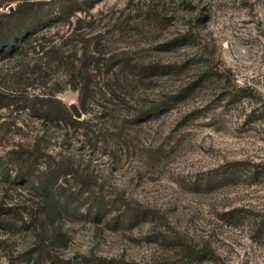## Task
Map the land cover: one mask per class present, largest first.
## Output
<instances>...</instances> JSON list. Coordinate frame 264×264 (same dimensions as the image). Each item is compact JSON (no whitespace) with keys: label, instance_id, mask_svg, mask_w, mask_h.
<instances>
[{"label":"rangeland","instance_id":"rangeland-1","mask_svg":"<svg viewBox=\"0 0 264 264\" xmlns=\"http://www.w3.org/2000/svg\"><path fill=\"white\" fill-rule=\"evenodd\" d=\"M19 2L30 13L56 7L0 0V11ZM89 15L84 39L151 72L106 74L101 65L89 71L93 96L62 88L56 98L86 125L11 114L31 134L44 132L37 144L46 156L33 160L28 181H0V206L11 212L0 215V264H24L39 249L70 264H264V0H98ZM57 26L44 29L46 42L69 31ZM116 75L126 81L119 99L103 97ZM163 102L170 109L121 130L101 119L128 121ZM13 132L0 130L2 160L19 143L36 144ZM8 167L11 177L17 169ZM52 173L74 200L70 211L33 182ZM207 177L216 179L203 184ZM128 208L147 217L124 223ZM200 249L213 257L189 256Z\"/></svg>","mask_w":264,"mask_h":264},{"label":"trees","instance_id":"trees-1","mask_svg":"<svg viewBox=\"0 0 264 264\" xmlns=\"http://www.w3.org/2000/svg\"><path fill=\"white\" fill-rule=\"evenodd\" d=\"M96 1L98 0H49L50 4L56 6L49 14L30 13L31 11L23 8V2H19L13 10L0 11V116L5 110L10 115L0 120V130L13 128V138L15 133L23 135L26 132L36 143V146L19 143L18 146L7 150V160H2L0 156V181L9 183L28 181L30 175L27 172L33 160L46 156L37 144L44 132L31 134L28 121L17 120L11 116L12 113L17 115L22 112L31 121H40L45 125L59 123H64L66 126L86 125V121L75 119L56 98V94L62 88L68 86L80 96H93L92 88L98 84L94 82V75L92 76L89 71L99 69L101 65L106 67V74L117 66L121 70L135 71L142 78H146L151 72L148 67L130 66L125 57L116 59L105 44L84 39L89 37V32L80 33V24L90 18L89 10L94 7ZM1 6L3 5L0 4ZM58 24L66 25L69 31H64L58 40L46 42L44 29L58 27ZM105 82L102 85L103 97L119 99L116 94H121L122 86L126 81L116 75L115 79L106 78ZM240 91L245 90L240 88ZM234 95L235 93L231 97ZM165 108V102L146 106L128 121L112 114L108 117L102 116L101 119L121 130L125 123L146 122ZM168 109L170 107L166 108ZM8 165L17 169L11 177ZM62 168L58 166L59 175L64 174ZM215 179L207 177L203 184L211 185ZM56 180V175L52 173L33 182L43 198L53 201L63 212L70 211V208L74 207V200L60 191L61 187L57 185ZM95 212L98 213V210ZM125 213L122 218L124 223L131 219L147 217L146 211L137 208H128ZM0 215L8 217L11 212L0 206ZM188 252L192 258L213 257L209 249ZM30 255L31 258H25L24 264H37L39 261L42 264H70L48 257L43 249L37 250L33 257L32 254Z\"/></svg>","mask_w":264,"mask_h":264},{"label":"water","instance_id":"water-1","mask_svg":"<svg viewBox=\"0 0 264 264\" xmlns=\"http://www.w3.org/2000/svg\"><path fill=\"white\" fill-rule=\"evenodd\" d=\"M70 111L73 113V117L75 119H80L82 116V113L79 109H77L75 106H69Z\"/></svg>","mask_w":264,"mask_h":264}]
</instances>
